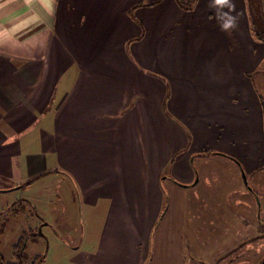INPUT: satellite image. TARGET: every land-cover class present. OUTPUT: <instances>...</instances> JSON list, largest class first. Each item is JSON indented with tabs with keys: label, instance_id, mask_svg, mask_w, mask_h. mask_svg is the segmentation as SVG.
<instances>
[{
	"label": "crops",
	"instance_id": "1",
	"mask_svg": "<svg viewBox=\"0 0 264 264\" xmlns=\"http://www.w3.org/2000/svg\"><path fill=\"white\" fill-rule=\"evenodd\" d=\"M155 1L0 0V214L20 219L21 199L28 218L0 227L11 251L24 232L80 227L71 264H221L254 249L245 210L258 223L264 41L244 18L216 19L218 0ZM54 171L60 181L45 180ZM64 190L75 225L55 217Z\"/></svg>",
	"mask_w": 264,
	"mask_h": 264
},
{
	"label": "rangeland",
	"instance_id": "2",
	"mask_svg": "<svg viewBox=\"0 0 264 264\" xmlns=\"http://www.w3.org/2000/svg\"><path fill=\"white\" fill-rule=\"evenodd\" d=\"M243 2H244V9H245V16L244 17L243 16L241 17V15H240V2H239V0H218L217 2L213 3L212 8L215 11L218 8L221 9L220 12L216 11V13H217L216 19H218V18L219 19H227V20H232L233 22H235V21L241 20V18L243 20V18H244L245 22L249 21L250 22V30H251L250 34L253 35L255 38V35H254L255 31L252 32V29H251L253 19L250 15V14H254V12L252 11V8H254V7L249 5V3L246 2V0H243ZM262 13H263V21H264V0H263V5H262ZM255 19H254V23L258 24L261 22L262 17H260V19L257 21H255ZM258 31H260V29H258ZM49 174L50 175H56V176H52L51 177L52 179H45V180H56V181L59 180L60 181L61 177H59V175H57V172L54 171V172H51ZM45 175H48V174H45ZM38 180H35V184H38V182H39ZM45 182H47V181H45ZM41 187H42V185L32 186L30 188L29 192L34 191L36 195L39 193L41 194L43 191L40 189ZM26 188H28V186L24 185V189L23 190L19 189L18 191H16L14 193V195L25 198L23 191H25ZM70 189H71V187H70ZM51 192H55L56 195L57 194L60 195V192L57 190L53 191V189H49L48 193H51ZM55 193L51 199H53L55 197ZM62 194H63V198L60 196L61 197L60 200L57 201V203H58V205L62 211L60 212L57 210L55 217L58 219H61V221H65L67 216H65V214L63 213V210L66 212L67 211L70 212V210H71L70 208L73 204L72 202L74 199H72L73 195H70L68 197L69 200L66 198V190H64L62 192ZM244 194H245L244 195L245 199L254 202L252 197L250 195H248L247 192L244 191ZM74 195L76 196V194H74ZM254 196L260 197L262 199V197L264 196V189H257V190L254 189ZM22 203H24V202H22V200L20 199L17 202L15 209L13 210V211H18L21 214L24 213L20 219L12 216L10 213V210H6V208H5L4 212L0 214L1 230H2L3 226H9L10 228H14L15 230H17L18 229L17 223H25L28 220V218L25 216V212L27 213V211L23 210L25 208V205H22ZM233 203L235 204V202H233ZM234 204H233V206H234ZM231 205L232 204H228L229 207H231ZM250 208H255V207H250ZM47 211H48V209H47ZM31 213L36 214L35 209H33L31 211ZM245 214H246L245 221L247 222V227L245 228L244 241L249 242V243L252 242L251 247H253L254 249L246 250L245 247H243L242 252L239 251L236 253H229L225 258H223V260L221 261V264H227L229 261H232L233 256H234V258L237 256V260L233 264H241V263L242 264H254V260L250 257L252 254H255V250L257 248H259L258 249L259 255H260L259 259H261V257L264 256V203L261 205V211H260L261 217H260L258 223H255V217H256L255 212H253V214H252L248 210H245ZM36 216H37V214H36ZM76 217L78 220V224L79 223L83 224L82 218L80 217V215L76 216ZM8 220L10 221V223L8 222ZM89 221H90L89 218H84V223L86 225L89 223ZM66 222H69L73 225H75V223L77 224V221L75 219H70V218H68L66 220ZM103 222H104L103 219H98L99 227H102ZM251 227H257L258 228L259 231H258L257 235L255 234L254 231H253L254 232L253 233L250 230ZM80 229H81V227L79 229H75L73 234H70L69 232H64V231H61V232L56 231V233L52 232L53 233L52 234V233L47 232L48 231L47 228L44 229V231H46V232H44L43 230H38V234L41 235L40 236V239L42 240L41 245L44 247L42 249V251H38V253H40V254H37V255L43 254L44 261L42 264H71L70 260L72 259L73 255L78 256L76 259L79 261L80 258L82 257L81 256L82 254L80 255L79 248L77 246H75L73 243H75L76 240H77V242H80L82 240L81 236H80V233H81ZM1 230H0V263L4 262L5 264H8L7 261L10 260L11 263H9V264H14L15 259L13 258L12 255H11V257H12V259H11L8 256V253L11 252V250L9 249V245L14 242L15 238L13 239V237L15 236V234H12L10 232L7 233L8 231H5V236L3 237ZM97 231L98 230H95L93 232L94 239H97L99 237V232H98V236L95 234V233H97ZM250 232H252L253 234L252 235L249 234ZM30 233H32V232L30 231ZM106 238H107V236H105V239ZM228 238H229V235H228ZM29 239H31V238H29ZM201 246L202 245L199 244L198 248H201ZM32 251H33V249H30L27 251V253H29L31 255ZM199 252L201 253V250H199ZM215 254L216 253H213V256ZM32 258L28 259L26 257V259L23 261L24 264H30Z\"/></svg>",
	"mask_w": 264,
	"mask_h": 264
},
{
	"label": "trees",
	"instance_id": "3",
	"mask_svg": "<svg viewBox=\"0 0 264 264\" xmlns=\"http://www.w3.org/2000/svg\"><path fill=\"white\" fill-rule=\"evenodd\" d=\"M159 0H156L155 2H157ZM177 4L180 6V8L182 9H189L192 7V4L194 3V0H176ZM247 3H249V5H251L252 7V11L254 12V14H250L252 19H253V23H252V32L255 31L254 35L255 38L257 37L260 40H264V21H263V13H262V5H263V0H246ZM257 6V7H256ZM250 13V12H249ZM260 17H262V20L260 23L255 24L254 23V19L255 21L259 20ZM258 29H260V31H258ZM39 236L38 234V230L35 232H24L21 234V236L18 238V240L16 241V243L12 246V251L11 254L13 256V258L15 259V263L14 264H21L27 257L26 253H25V249H26V244L29 238H37ZM44 261V256L43 254L41 255H34L31 263L30 264H42Z\"/></svg>",
	"mask_w": 264,
	"mask_h": 264
},
{
	"label": "water",
	"instance_id": "4",
	"mask_svg": "<svg viewBox=\"0 0 264 264\" xmlns=\"http://www.w3.org/2000/svg\"><path fill=\"white\" fill-rule=\"evenodd\" d=\"M263 264H264V261H263Z\"/></svg>",
	"mask_w": 264,
	"mask_h": 264
}]
</instances>
